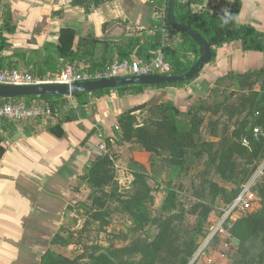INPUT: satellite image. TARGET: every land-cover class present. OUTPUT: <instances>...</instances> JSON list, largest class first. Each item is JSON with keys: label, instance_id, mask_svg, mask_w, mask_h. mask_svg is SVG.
<instances>
[{"label": "rangeland", "instance_id": "374dc122", "mask_svg": "<svg viewBox=\"0 0 264 264\" xmlns=\"http://www.w3.org/2000/svg\"><path fill=\"white\" fill-rule=\"evenodd\" d=\"M169 34L160 35L163 45L176 47L180 57L192 62V48L184 38ZM243 59L263 63L264 53L250 52ZM32 65L23 61L14 68L32 75ZM79 67L90 69L91 64ZM63 70L55 67L42 80ZM219 79L200 92L196 79L141 93L115 92L103 97L105 106L90 100L87 106L64 114L88 118L99 127L103 141L98 149L110 157L113 182L100 191L76 182L80 192L62 231L67 244L54 246L55 253L74 264H97L100 253L109 257L104 264H140L148 259H154V264H181L190 252L188 264H238L240 260L264 264V231L255 233L251 224L258 216L264 220V85L255 78L248 82ZM162 103H172L183 113L181 129L199 131L194 147H178L160 129ZM142 105L146 108L130 115L134 118L126 130L119 125L122 113ZM96 115L104 122L94 120ZM108 137L115 142L111 148H106ZM232 147L236 152L226 167V179L217 180L222 156ZM216 180L223 192L214 200L211 184ZM247 189V203L237 204ZM170 191L175 199L165 211ZM209 206L212 211L204 219L203 209Z\"/></svg>", "mask_w": 264, "mask_h": 264}, {"label": "crops", "instance_id": "0c3cea01", "mask_svg": "<svg viewBox=\"0 0 264 264\" xmlns=\"http://www.w3.org/2000/svg\"><path fill=\"white\" fill-rule=\"evenodd\" d=\"M158 1L112 0L86 12L72 6L70 0H0V27L6 13H10L11 27L15 29L13 34H6L10 46L0 56L7 61L16 60L21 53H26L27 59L34 54L43 57L45 45H58V32L71 28L78 37L91 34L99 41L91 61L80 64L101 65L107 42H121L131 31L150 32L154 20L163 15L156 11ZM179 1L187 4L190 0ZM235 1L202 0L192 3L190 11L198 16L206 11L224 16ZM240 1L237 24H249L264 33V0ZM249 53L242 51L239 43L219 48L216 58L205 65L195 80L199 83L198 92L208 90L230 71L243 73L264 68V62L245 63L243 57ZM67 97L72 104V96ZM25 101L44 105L42 100ZM98 101L101 106L107 103L104 98ZM95 118L104 122L99 115ZM54 123L51 119L18 126L0 123V146L5 149L0 159V264H39L46 251L54 250L51 240L66 222L69 207H75L77 202V193L72 189L103 141L99 127L88 118L64 124L65 135L61 139L47 131ZM93 128H97L96 134L82 146Z\"/></svg>", "mask_w": 264, "mask_h": 264}, {"label": "trees", "instance_id": "16d2710c", "mask_svg": "<svg viewBox=\"0 0 264 264\" xmlns=\"http://www.w3.org/2000/svg\"><path fill=\"white\" fill-rule=\"evenodd\" d=\"M112 0H70V3L74 7L83 8L86 12H92L100 8L103 4L111 2ZM202 0H190L187 4L180 3L179 0L176 1L175 8V19L178 24L185 25L190 29L197 32L204 40L208 43L212 50V60L216 58V52L219 48L232 45L234 43H239L241 49L244 52H261L264 53V33L257 30L254 26L249 24L238 25L236 22V17L241 9V1L236 0L235 3L231 5L230 11L224 15H214L209 11L204 12L201 16L191 13L190 5L192 3H200ZM167 9L168 0H159L156 2L157 13H163L164 19H156L152 23L149 31L154 35L141 36V35H127L123 38L121 42H107L103 46L105 53L104 60L101 65L96 63L91 64L90 69H86L88 72L94 73L99 70H104L108 66L114 64L115 62H133V59L150 61L156 57L161 51L165 58L171 64V72L167 75H183L187 73L198 61L199 47L198 45L186 34L178 29H174L169 26L167 22ZM166 27L169 31V35H181L186 46L192 48V62L186 61L182 56L180 57L179 49L172 46H164L161 40V34L163 28ZM15 29L11 27L10 23V13H6L4 17V23L0 27V55L6 49L9 48L10 44L7 42L6 34H13ZM147 37V41L144 39ZM58 45L46 44L45 54L41 57L40 54H34L31 58L27 59L26 53H21V55L16 58V60L7 61L6 58L0 56V70L4 69H16L14 68L17 64L26 61L31 63L32 75L35 78L42 79L45 76V72L53 71L55 67H60L65 69L68 66L79 67L82 61H91L93 54L95 53L99 41L94 35L88 34L87 37H78L77 32L71 28H63L58 32ZM186 64L187 66H185ZM21 71V70H19ZM28 70L25 71L27 73ZM29 73V72H28ZM200 75V74H199ZM198 76L194 77L191 81L184 83H167L163 85L152 86L153 89L167 88V87H178L179 85H184L193 82ZM53 74L51 77H55ZM235 77L238 79H243L248 82L252 79H258L263 82L264 85V68L259 70H251L246 74L238 72H230L227 75L221 76L219 81L224 79ZM150 87L147 86H126L118 89H108L95 91L91 93L77 94L72 96L73 104L76 109L70 104L66 98L67 96H42V97H30L27 98L28 101H44V105L51 108L54 113L59 115L56 123L52 124L47 128V131L51 133L58 139H61L65 135V129L63 127L66 123H71L77 120L76 118L65 116L64 114L69 111L78 110L80 107L87 106L90 100H101L103 97L109 96L112 92H122V93H141L145 89ZM23 98L16 99H4L3 101H18ZM25 100V99H24ZM29 104V102H28ZM159 112L162 114V123L160 124V129L165 131L170 141L178 147H185L186 149L194 147V136L198 134L197 129L185 130L179 127V122H182L181 116L182 112L177 109L172 103H162L159 107ZM63 117V118H62ZM133 116H125L124 113L120 115L118 123L120 126H126L130 124L133 120ZM129 130V129H128ZM127 137H130V133H126ZM1 143V140H0ZM113 140L111 137L105 139L106 148H111L113 145ZM227 151L222 156V161L220 167L216 171V179L225 180L226 179V167L230 166V160L233 158L236 152L234 147L227 148ZM5 149L0 146V159L3 157ZM111 160L108 155L101 152L100 149H96L85 166L83 174L78 178V181L90 186L95 191H100L104 187H108L113 182V173L110 169ZM216 182L211 184V192L213 199L215 200L223 192V186ZM74 192H80L78 187L72 189ZM175 199V194L169 192L167 196L168 205L164 207V210H169V205L173 203ZM74 207H69L68 210H72ZM203 218L207 219L212 208L204 207ZM68 217V215L66 216ZM259 217V216H258ZM256 218L251 221L253 230L255 233H262L264 231V220ZM64 225L61 227L60 231L53 237L51 244L53 246H66L67 239L63 236L62 231ZM259 236V235H258ZM163 238L160 239L161 243ZM107 250H110L107 248ZM157 254V251L154 252ZM193 255V252L188 254V257L183 259L181 264H188L189 258ZM109 260V257L105 253H100L95 258L97 264H104ZM154 259H148L147 261H142L140 264H154ZM243 261H239L238 264H242ZM39 264H74L73 260L55 253L53 250L46 251L40 260Z\"/></svg>", "mask_w": 264, "mask_h": 264}, {"label": "built area", "instance_id": "2783aa9c", "mask_svg": "<svg viewBox=\"0 0 264 264\" xmlns=\"http://www.w3.org/2000/svg\"><path fill=\"white\" fill-rule=\"evenodd\" d=\"M164 19V14L161 16ZM166 27L163 28V33H168ZM171 71V65L165 58L163 53H159L150 61L136 60L133 62H123L108 66L104 70L96 71L94 73L80 67H66L59 76L48 79L35 78L33 75L16 70L4 69L0 70V84L4 85H35L41 83H58L72 85L74 83H81L87 81L108 80L128 76H148V75H167ZM0 98V123L9 121L19 124H27L32 121L41 119L56 120L59 118L57 113H54L50 107L46 105L28 104L25 100L18 101H3ZM73 107L76 106L72 103ZM102 149L105 146L101 147ZM250 196L249 189L239 198L238 203L246 204L245 197ZM238 205V206H239Z\"/></svg>", "mask_w": 264, "mask_h": 264}, {"label": "water", "instance_id": "95a60500", "mask_svg": "<svg viewBox=\"0 0 264 264\" xmlns=\"http://www.w3.org/2000/svg\"><path fill=\"white\" fill-rule=\"evenodd\" d=\"M177 0H168L167 22L170 27L178 29L190 37L199 47L200 57L196 64L183 75H148V76H128L108 80L87 81L81 83L58 84L41 83L35 85H4L0 84V98L16 99L42 96H74L77 94L91 93L95 91L118 89L126 86H157L171 83H184L191 81L198 76L205 65L212 60V50L208 43L197 32L185 25L178 24L175 19V8ZM146 108L145 105L135 107L124 112L125 116L133 115ZM97 128H93L82 142V146L96 134Z\"/></svg>", "mask_w": 264, "mask_h": 264}]
</instances>
